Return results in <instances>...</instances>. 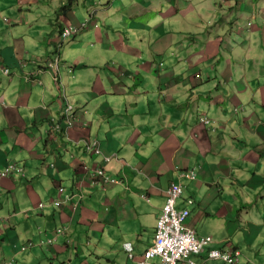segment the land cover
<instances>
[{"label":"crops","instance_id":"obj_1","mask_svg":"<svg viewBox=\"0 0 264 264\" xmlns=\"http://www.w3.org/2000/svg\"><path fill=\"white\" fill-rule=\"evenodd\" d=\"M79 1L64 11L73 1L0 0V264H140L172 182L184 186L177 205L191 210L187 227L215 247L238 248L240 264H264V27L250 22L238 40L212 27L176 31L167 20L180 0H110L98 28L93 7L92 23L76 13L90 0ZM229 8L248 19L258 11L252 1ZM150 12L154 23L142 24ZM220 20L212 16L210 25ZM83 25L60 49L58 85L47 60L58 54L63 28ZM170 41L174 61L165 56ZM68 103L77 122L57 134ZM93 139L117 155L106 172L123 184L91 183L89 169L103 161L86 150ZM9 164L25 174L4 176ZM189 171L196 180L179 177ZM66 194L75 197L54 204Z\"/></svg>","mask_w":264,"mask_h":264},{"label":"rangeland","instance_id":"obj_2","mask_svg":"<svg viewBox=\"0 0 264 264\" xmlns=\"http://www.w3.org/2000/svg\"><path fill=\"white\" fill-rule=\"evenodd\" d=\"M67 1V0H64ZM73 1V3L77 6L80 4L79 0H71ZM100 1V0H90L88 3H86V5L84 7H82V9H80V7L76 8V13H79V15H82L84 13H86V17L90 18V12H91V7H93V13L95 15L96 20L94 21L95 25H98V28H101V21L103 22V20L106 18L104 11L102 9V3H103V7L108 8L110 7V0H101L100 5H95L94 3ZM123 3L127 2L128 0H121ZM180 5L179 6H175L176 9V13L175 15H173V17H171L170 19L167 20V22L170 25H173V28L176 31H188L189 29H192L190 31H204V32H210L211 28L214 29L215 32H217L219 35H226L227 37H229L230 35L234 36V40H238V34H244L246 33V29L248 30V23H254L255 26H257L260 30H262V28L264 27V0H222V4L225 6L226 5V9L223 11L219 8H216V2L218 0H203V5H201L202 7H205L204 11H201L199 7V0H180ZM244 4H250V2L252 1L254 3V5L258 8L257 13L255 14L254 17L248 19V14L247 13H241L240 11H238L236 8L231 9L229 8V5L231 4V6L236 7V4L238 2H243ZM182 2H185L186 4L182 6ZM91 3V4H89ZM222 5V6H223ZM81 6V4H80ZM87 6H89V11L87 10ZM191 6H193L194 8L197 7L198 11L195 12L194 8L189 9ZM212 7V8H210ZM111 9V7H110ZM119 9L117 10H109L108 12L113 13V14H119L118 12ZM117 11V12H116ZM121 11V10H120ZM140 11V10H139ZM138 11V12H139ZM124 13V12H123ZM201 14H204L205 17L203 18V20L201 22H196L194 24H192V18H196V17H200ZM262 14V17H261ZM124 15H126L124 13ZM218 17L219 19H221L219 22L214 23L212 26L210 25L211 21L210 18H212V16ZM142 16H144V18L141 19L142 24H146L147 22L149 23H154L153 21H155L154 17H155V13L154 12H150V13H142ZM73 17V16H72ZM71 17V18H72ZM104 18V19H103ZM201 18V17H200ZM89 29V28H88ZM243 29V31L245 32H240L239 30ZM95 30H97L95 28ZM188 31V32H190ZM180 38L176 37L175 38V44L177 45V41H179ZM202 42L205 43L206 39L205 36H202ZM152 41V42H151ZM156 40H154L155 42ZM143 42L145 43V45L143 47H150V44L152 45L153 40L152 39H147L144 40ZM171 41L169 43H167V47L164 46V50H165V56L166 59L169 61H174V59L172 58V53L174 51V47L176 46H172L171 45ZM181 43H183L184 45H188L189 47H193L194 46V41H191L190 38L188 37H184L183 39H181ZM264 45V44H263ZM140 48V44L138 41H135L134 43L131 44L130 49L132 51H134L136 48ZM162 47V44H160L157 47H153L154 50L155 49H160ZM129 50V48L127 49ZM146 53V51H145ZM146 57V56H145ZM143 61H145V59H143Z\"/></svg>","mask_w":264,"mask_h":264},{"label":"built area","instance_id":"obj_3","mask_svg":"<svg viewBox=\"0 0 264 264\" xmlns=\"http://www.w3.org/2000/svg\"><path fill=\"white\" fill-rule=\"evenodd\" d=\"M76 31L73 27L66 28L62 33L61 41L68 40ZM72 110V106L67 108L66 120L69 126H72L74 122L73 117L70 115V111ZM204 121L208 123V120ZM58 129H61V126ZM93 148V144L88 146L89 151ZM110 159L106 156L104 161L107 163ZM22 172L23 169L17 166V164H9L3 172V175L8 176L13 173L21 174ZM97 174L103 176L104 172L102 169H98ZM112 182L119 183L118 180H113ZM169 194L168 204L158 222L154 246L145 253V259L141 264H153L151 261L157 256L161 258L160 264H181L192 255L204 253L212 241L209 237H198L194 232L185 230L183 227V222L187 218L189 211L179 212L175 208V201L182 194L181 188L173 185L169 190ZM61 232L63 231L61 230ZM52 241L50 240V242ZM209 256L211 258L221 257L229 263L234 262V258L230 253L221 255L218 252L210 251Z\"/></svg>","mask_w":264,"mask_h":264},{"label":"clouds","instance_id":"obj_4","mask_svg":"<svg viewBox=\"0 0 264 264\" xmlns=\"http://www.w3.org/2000/svg\"><path fill=\"white\" fill-rule=\"evenodd\" d=\"M222 1V0H221ZM69 5H66V6H63V8H61L62 10H66L67 9V7H68ZM64 8H66V9H64ZM88 23H92V19H87L86 20V24H88ZM85 24V25H86ZM85 25H83L80 29L82 30V29H84L85 28ZM251 25V24H250ZM98 26V25H97ZM96 26V27H97ZM71 26H68V27H65L64 28V30L66 29V28H70ZM72 28V27H71ZM74 28V27H73ZM74 29H76L77 31H76V33H74L73 34V36L71 37V38H73L79 31H80V29H78V28H74ZM63 30V31H64ZM63 31H62V33H63ZM62 33H60V35H59V39H58V41H57V44H56V47H57V51H58V54L55 56V57H52V58H49L48 60H47V65H46V67H47V69L48 70H51V71H54L55 72V75H54V81H55V83L56 84H58V85H61L62 83H61V81H62V78H61V76H60V71H59V63H60V60H61V54H60V49H61V47L62 46H64V44L67 42V41H69V39H71V38H69L68 40H64V41H61V38H62ZM6 73H9V71H7L6 70ZM69 106H72V111H70V115L73 117V120H74V122H73V125L72 126H69V125H67V120H66V118H67V108L69 107ZM65 120H66V122H65V124L64 125H62V124H60L59 126H61V128L62 129H64L66 132L70 129V128H72V127H74L75 126V124H76V122H77V118H76V116H75V106L73 105V104H70V103H68L67 105H66V108H65ZM204 120H208V123H206ZM200 122L201 123H203V124H205V125H208V124H210L211 123V120L208 118V117H204V118H202L201 120H200ZM94 145V148L91 150V151H89L88 150V146L89 145ZM85 146H86V150H87V152L88 153H92V154H94V155H96V156H98V157H101L102 158V165H99V166H96L93 170L92 169H89L90 171H88V172H90L89 174L92 176V184L93 185H97V186H99V187H106V186H109V185H111V186H116V185H121V184H123L124 183V181L122 180V179H119V178H116V177H112V176H109V175H107V172H106V169H107V166L111 163V161H113V160H117L118 159V157H117V155L116 154H114V155H107V154H105L104 153V151H103V145H102V142L100 141V140H98V139H93V140H90L89 142L88 141H86L85 142ZM100 153H99V152ZM109 157V158H111L110 159V161L109 162H105L104 161V159H105V157ZM18 166V165H17ZM23 169V168H22ZM98 169H102L103 170V172H104V174H103V176H100L99 174H97V170ZM17 174H19V173H17ZM21 174H25L24 173V169H23V172L21 173ZM180 178H186L187 180H191V181H193V180H196V178H197V174L194 172V171H189V172H182L181 173V175L179 176ZM113 180H118L119 181V183H114V182H112ZM173 185H177V186H179L180 188H181V190H182V194H181V196L179 197V198H177L176 199V201H175V208H176V210L177 211H179V212H184V211H189V214H188V216H187V218L184 220V222H183V227L185 228V230H190V231H192V232H194L198 237H209V238H211V243H210V245L208 246V248H207V250L204 252V253H202V254H199V255H192V256H190V257H188L184 262H182L181 264H185V263H189V264H195V261L193 260V258L192 257H197V256H203V255H205V257H206V259L207 260H210V261H212V262H215V263H223V264H240V262L242 261V259H243V254H242V252L238 249V248H230V247H222V248H220V247H215V246H213V244H214V239L212 238V237H210V236H200L197 232H196V230H194V229H191V228H189V227H187V225H186V222H187V219L190 217V215H191V210L189 209V208H178V200L179 199H181V198H183V194H184V186H183V184H181L180 182L178 183V182H172L171 183V185H170V187L168 188V191H167V200H166V204H165V206H164V208H163V211H164V209H165V207L167 206V204H168V200H169V197H170V194H169V190L172 188V186ZM75 197V195L74 196H71L70 194H66L65 195V198L67 199V201H65V200H55V202H54V204H56V205H59V206H62L64 203H66V202H69V201H71L73 198ZM149 201V200H148ZM188 202L190 203V204H194V202H193V200H188ZM41 205H43V207L45 206L44 204H40V209L41 208H43V207H41ZM77 205H78V203H77ZM163 211H162V214H163ZM162 214L160 215V217H159V219H158V222H159V220H160V218H161V216H162ZM158 222H157V226H158ZM59 231H61V230H59ZM62 231H65V230H62ZM156 231H157V228H156ZM156 231H155V235H156ZM52 240V239H51ZM154 240H155V236H154ZM52 243V242H51ZM30 245H33V244H30ZM154 246V242H153V244H152V246H150L149 247V249L150 248H152ZM123 249L126 251V253H127V255H128V258L130 259V260H132V259H134V247H133V245H132V243L131 242H125L124 244H123ZM148 249V250H149ZM147 250V251H148ZM146 251V252H147ZM210 251H214V252H218V253H220L221 255H224V254H226V253H230L231 255H232V257L234 258V262L233 263H229V262H226L223 258H221V257H219V258H211L210 256H209V253H210ZM155 258H159L160 259V262H159V264L161 263V258L160 257H155ZM154 258V259H155ZM144 259H145V254H144ZM143 259V260H144ZM142 260V261H143ZM141 261V262H142ZM141 262H140V264H141Z\"/></svg>","mask_w":264,"mask_h":264},{"label":"trees","instance_id":"obj_5","mask_svg":"<svg viewBox=\"0 0 264 264\" xmlns=\"http://www.w3.org/2000/svg\"><path fill=\"white\" fill-rule=\"evenodd\" d=\"M74 6H75L74 3L69 4V6L67 7V10H69V8H71V11L74 10ZM64 9H66V8H64ZM63 30H64V28L61 30V33H62ZM80 30H81V29H80ZM55 127H57V128H55ZM58 127H59V124H57V125L54 126L55 131L58 132L57 134H60V133H62V132L65 131V130L62 129V128H61V129H58ZM64 133H67V132L65 131Z\"/></svg>","mask_w":264,"mask_h":264}]
</instances>
